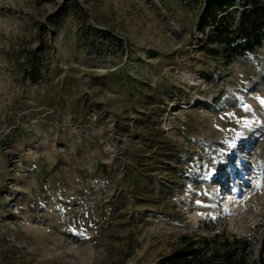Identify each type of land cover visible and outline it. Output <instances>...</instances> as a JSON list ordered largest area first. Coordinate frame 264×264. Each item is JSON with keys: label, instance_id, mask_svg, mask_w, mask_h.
<instances>
[{"label": "rangeland", "instance_id": "rangeland-1", "mask_svg": "<svg viewBox=\"0 0 264 264\" xmlns=\"http://www.w3.org/2000/svg\"><path fill=\"white\" fill-rule=\"evenodd\" d=\"M208 1L0 0V264H157L222 232L260 264L264 44L203 49Z\"/></svg>", "mask_w": 264, "mask_h": 264}, {"label": "trees", "instance_id": "trees-1", "mask_svg": "<svg viewBox=\"0 0 264 264\" xmlns=\"http://www.w3.org/2000/svg\"><path fill=\"white\" fill-rule=\"evenodd\" d=\"M197 28L205 33L203 49L224 47L225 59L231 62L245 57L264 44V0H209L200 14ZM34 57L27 58L25 75L36 81L39 67ZM180 246L160 257L157 264H251L253 246L249 239L217 233L179 238ZM257 263L264 264L263 248Z\"/></svg>", "mask_w": 264, "mask_h": 264}]
</instances>
